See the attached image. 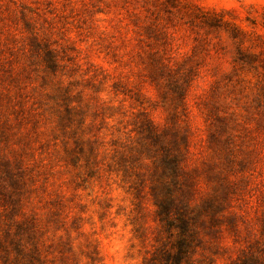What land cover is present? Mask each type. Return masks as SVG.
<instances>
[{
  "label": "rangeland",
  "instance_id": "obj_1",
  "mask_svg": "<svg viewBox=\"0 0 264 264\" xmlns=\"http://www.w3.org/2000/svg\"><path fill=\"white\" fill-rule=\"evenodd\" d=\"M0 264H264V0H0Z\"/></svg>",
  "mask_w": 264,
  "mask_h": 264
}]
</instances>
